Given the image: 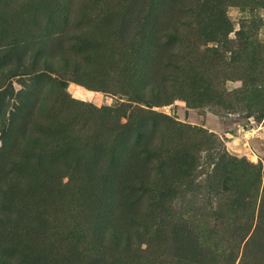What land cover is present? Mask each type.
Returning <instances> with one entry per match:
<instances>
[{"label": "rangeland", "instance_id": "rangeland-1", "mask_svg": "<svg viewBox=\"0 0 264 264\" xmlns=\"http://www.w3.org/2000/svg\"><path fill=\"white\" fill-rule=\"evenodd\" d=\"M0 264H264V0H0Z\"/></svg>", "mask_w": 264, "mask_h": 264}, {"label": "bare ground", "instance_id": "bare-ground-1", "mask_svg": "<svg viewBox=\"0 0 264 264\" xmlns=\"http://www.w3.org/2000/svg\"><path fill=\"white\" fill-rule=\"evenodd\" d=\"M76 94H77V95H80V96L83 95L80 91H77Z\"/></svg>", "mask_w": 264, "mask_h": 264}]
</instances>
